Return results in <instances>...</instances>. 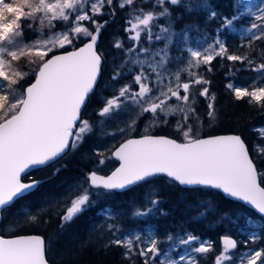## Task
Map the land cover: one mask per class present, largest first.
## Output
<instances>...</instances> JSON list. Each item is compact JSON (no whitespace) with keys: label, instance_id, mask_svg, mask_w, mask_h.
I'll use <instances>...</instances> for the list:
<instances>
[{"label":"snow or ice","instance_id":"snow-or-ice-1","mask_svg":"<svg viewBox=\"0 0 264 264\" xmlns=\"http://www.w3.org/2000/svg\"><path fill=\"white\" fill-rule=\"evenodd\" d=\"M181 0H0V223L3 213L35 192L44 180L32 178V172L48 166L79 148L85 135L93 129L84 116L88 102L103 76L107 60L98 40L108 19L117 8L128 9L123 28L124 39L117 38L113 47L123 53L122 63L110 74L106 87L112 94L105 98L96 115L116 120L122 114L129 119L111 135L119 134L122 142L113 145L109 155L97 151L96 168L68 192L70 198L60 215L63 228L96 201L92 196L126 192L163 177L170 185L218 190L264 215V144L253 143L251 149L241 134L202 137L198 127L199 98L206 104L207 122L216 119L217 96L210 90L211 81L199 69L213 70L218 58L231 62L224 87L236 102L264 111V53L260 62L250 54L229 50L220 33L235 30L238 20L247 14L248 26L240 36V47L264 41V0L231 17H220V27L211 40L205 35L196 46L181 49L186 57V78L180 72L174 78L168 45L173 43V27H157L158 18L170 17L171 9ZM202 7H210L204 0ZM106 10V11H105ZM189 12L192 8L187 9ZM211 11L206 22L217 17ZM36 36L26 40V33ZM142 34L146 37L142 43ZM187 44L188 34L183 37ZM124 40L130 43L126 46ZM247 40V43H245ZM166 41L153 49L154 43ZM145 44L148 46L146 47ZM242 66L236 67V64ZM241 70L256 74L249 83L238 84L235 74ZM174 119V122H173ZM147 121L144 134L133 137L138 123ZM150 127H171L176 138L152 135ZM264 139V129H253ZM127 137V138H125ZM115 159L118 166L101 174L106 162ZM53 171V175L60 172ZM75 193V194H73ZM159 200L136 208L135 218L155 215ZM214 211V209H212ZM160 215H165L159 209ZM205 216V212L199 214ZM37 215L28 219L37 221ZM221 221L235 223L237 218L221 214ZM113 236L119 231L108 224ZM253 244L261 237L250 233ZM136 242V243H134ZM160 243L169 246L161 249ZM230 234L220 237V247L184 231L166 234L136 232L112 239L121 246L128 264H200V259L215 252L212 264H264V246L248 248ZM245 251H237L241 248ZM180 247L183 253L173 258ZM46 242L40 236H0V264H49ZM163 253V254H162Z\"/></svg>","mask_w":264,"mask_h":264},{"label":"trees","instance_id":"trees-1","mask_svg":"<svg viewBox=\"0 0 264 264\" xmlns=\"http://www.w3.org/2000/svg\"><path fill=\"white\" fill-rule=\"evenodd\" d=\"M203 3L204 0H181L179 6L171 9L170 17L158 18L157 27L153 29L154 32L158 27L166 26L169 21L173 27V43L168 45L170 56L180 52L179 38L185 32L192 39L203 38L205 35L212 39L215 30L220 27V17H231L234 12L238 11L237 0H207L210 7H202ZM189 7L192 8L191 12L187 10ZM213 10L217 12V17L206 22L208 14ZM127 11L128 9L121 11L117 8L116 16L112 21H110L112 17L108 15L97 17L98 19H108L109 23L102 30L98 43L100 50L107 56L103 76L95 89V95L92 96L84 110V116L89 119L93 130L85 135L83 143L77 150L69 152L47 167L32 172V178L45 182L35 192L17 201L15 205L3 213L0 235L4 237L33 234L42 236L46 242L48 249L46 258L50 264H128L122 255L126 249L113 244L106 245L99 238V234L91 233L93 221L105 228V221L98 213L103 208H110L115 214L114 222L119 223L122 230H143L150 225L161 238H164L168 233L176 235L188 231L201 239L214 242V249L216 250L220 247V237L225 234H230L242 242L248 240V248L264 246V217L257 215L244 205L226 198L216 190L170 185L165 182L163 177L153 182L141 184L130 191L94 197L96 203L63 228L60 223L61 214L57 213L48 203L46 204V200L54 196L62 197L66 188H69L73 183H80L84 174L96 167L97 156L93 150L104 152L108 146L105 143L118 145L122 142L119 134L111 135L110 133L114 132L117 127H124L127 120L110 121V119L99 117L96 112L102 107L105 98L112 94L111 88L106 87V85L109 84L112 71L122 63L123 53L115 49L113 43L117 38L124 39L123 28L126 26ZM249 19L250 17L245 14L236 22L235 29L248 26ZM220 35L227 40L230 51H234L236 54L253 55L257 62H260L262 53H264V41H254L251 46L241 48L239 39L241 35L236 30L233 31L229 28ZM25 38L26 40H34L36 36L28 32ZM145 39L146 37L143 36L142 43ZM124 43L126 46H130L127 40H124ZM165 43L166 41H161L154 43L151 47L156 49ZM145 46L148 45L145 44ZM230 66L231 62L222 61L218 58L213 62L211 72L205 71L203 65L199 69L211 81L210 90L217 96V116L215 120L210 123L207 122L206 104L203 98H199V115L206 122L198 127V134L202 137L241 134L251 149L253 143L264 144V139L259 138L260 134L253 131V129H264V111L244 102L234 101L224 87L229 82L226 74ZM236 67L242 69L238 63ZM252 74L250 71L241 70L235 74V82L246 84ZM186 76L183 75L184 78ZM146 123L147 121H141L137 125L136 131L131 135L138 137L144 134L142 130ZM149 133L176 138L174 129L171 127H150ZM109 152L110 149L108 148L106 154L109 155ZM107 164L103 167L104 173L110 172L117 166L114 159L108 160ZM56 168L61 170L53 175L52 173ZM150 196H155L159 200L156 214L147 218L133 217L132 211L135 208H142L145 204V198ZM159 209H162L166 214L160 215ZM26 212L37 215V221L31 222L29 217L21 220L20 217L23 218ZM201 212H205V216L201 217L199 215ZM225 213L237 218L236 222L221 221V214ZM16 216L17 218H15ZM12 222L13 224L10 225H14V230L7 234L4 227ZM252 232L261 237L259 244H253L249 239ZM243 249L242 244L239 250ZM215 254V252L206 254L207 264H212V258ZM135 259L137 264H140L139 258L136 257ZM200 264H204V256L200 259Z\"/></svg>","mask_w":264,"mask_h":264},{"label":"rangeland","instance_id":"rangeland-1","mask_svg":"<svg viewBox=\"0 0 264 264\" xmlns=\"http://www.w3.org/2000/svg\"><path fill=\"white\" fill-rule=\"evenodd\" d=\"M238 1V3H237V7H238V11L237 12H239V11H244V6L245 5H251V6H253V10H255V6H258L259 4H261V2H262V0H237ZM247 27V26H246ZM246 27H243V28H241V29H235L240 35L243 33V31H244V29L246 28ZM143 34H142V38H143ZM183 37H184V35L181 37V38H179V45H178V47H180L181 49H185L186 50V48L188 47V46H196V44H197V42L201 39V38H197V39H192V38H190V36L188 35V40H187V44H185V41H184V39H183ZM204 38V37H203ZM36 39V38H35ZM207 39H209V40H211L210 38H207ZM130 44V43H129ZM179 53V52H178ZM178 53H176V54H174L173 56H170L171 58H172V60H173V63L169 66V68H170V72L172 73V76H173V78H174V75H175V73L176 72H180V74H181V77H182V79H184V77H183V75H187V72H186V64L184 63V61H185V59H186V57L185 56H183V55H178ZM256 74H252L249 78H248V80H247V83H249L250 81H251V79L255 76ZM246 83V84H247ZM111 96V95H110ZM130 115H131V113H129L128 115H124V114H122L118 119H116V120H114V122H116V121H118V122H121V121H125V120H128L129 119V117H130ZM110 121H111V119H110ZM111 124H113L112 122H110ZM138 125H139V123H138ZM140 126H141V124H140ZM144 128V127H143ZM144 131V129L142 130V132ZM88 134V133H87ZM106 145H108L107 147H106V149H105V151L104 152H102V153H104L105 155H107L106 153H108V148L111 150L112 149V147H113V143H105ZM105 145V146H106ZM93 152L94 153H96V150H93ZM110 153V152H109ZM97 159H98V157H97ZM97 159H96V163H97ZM108 162V161H107ZM107 162H106V164L105 165H108L107 164ZM97 164H95V166H96ZM96 168V167H95ZM94 168V169H95ZM77 185V183H73V184H71L70 186H69V188H66V192H65V194L64 193H62V197L61 196H57V197H52L51 199H48V200H46V204L48 203V205L50 206V207H53V209L57 212V213H60V214H62L63 213V210H64V208H65V206L68 204V202H69V199L70 198H68L67 197V194H68V192L69 191H71L72 189H74L75 188V186ZM73 194H75V193H73ZM97 198V196H92V200H94L93 198ZM152 198H156V199H158L157 197H155V196H150V197H148V198H145V204L143 205V207L144 206H146V205H148V204H150V201H151V199ZM142 207V208H143ZM134 210H136V208L134 209ZM133 210V211H134ZM132 211V212H133ZM98 215H100V216H102V218H103V220L105 221V223L107 224L106 226H105V228L103 227V225L102 226H100V225H97L96 224V222H92L91 223V233H95L96 235L97 234H99V238L103 241V242H105L106 243V245H108V244H110L109 242L112 240V239H117V238H122L124 235H132V234H134V233H136V232H141V233H147L148 231H153V232H155L154 231V228L152 227V226H150V225H148V226H146V228L145 229H141V230H139V229H131V230H122V228H121V225L119 224V223H115L114 222V218H115V214L113 213V211H111L109 208H103V209H101L100 210V212L98 213ZM19 216H21V215H19ZM30 216H32V214H31V212H26V214H25V216H23V218H21L20 217V219L21 220H23L25 217H30ZM15 218H17V216L15 217ZM14 218V219H15ZM16 220V219H15ZM15 222V221H14ZM10 224H13V222L12 223H9V224H7V225H5V232L7 233V234H10V233H12V231L14 230L13 228H14V225H10ZM108 224H113L114 226H116V228H118L119 229V231L117 232V235L116 236H113V234H112V232H109L108 231V228H107V226H108ZM98 228V229H97ZM106 232H108V233H106ZM182 234V233H181ZM108 237V238H107ZM107 239V241H105ZM109 239V240H108ZM202 240H208V239H202ZM134 243H136V242H134ZM160 247H161V249L163 250V249H166L169 245L168 244H166V243H160V245H159ZM246 249H243V250H241V251H245ZM183 253V249L182 248H180V247H178L177 249H176V251L173 253V258H178V256L180 255V254H182ZM163 254V253H162ZM206 254L204 255V264H207L206 263ZM158 260H159V258H157V264H158Z\"/></svg>","mask_w":264,"mask_h":264},{"label":"water","instance_id":"water-1","mask_svg":"<svg viewBox=\"0 0 264 264\" xmlns=\"http://www.w3.org/2000/svg\"><path fill=\"white\" fill-rule=\"evenodd\" d=\"M114 2H115V0H114ZM116 16V15H115ZM114 18H111L110 19V21H112ZM98 43H99V40H98ZM225 135H231V134H220V135H212V136H225ZM164 136V135H163ZM208 137V136H207ZM118 146V145H117ZM59 160V159H58ZM115 160V159H114ZM116 161V160H115ZM117 162V161H116ZM53 164V163H52ZM51 165V164H50ZM49 166V165H48ZM117 166H118V162H117ZM44 167H47V166H42L41 168H44ZM40 168V169H41ZM181 187H184V186H181ZM184 188H188V187H184ZM216 191H218V190H216ZM219 192V191H218ZM221 193V192H220ZM222 194V193H221ZM223 195V194H222ZM224 196V195H223ZM227 198V197H226ZM229 199V198H228ZM230 200H232V201H235L234 199H230ZM235 202H237V201H235ZM238 203H240V204H242V205H244L243 203H241V202H238ZM245 207H247L248 209H250L251 211H253V212H255L257 215H259V216H261V217H264V215H261V214H259L258 212H256L255 210H253L252 208H250V207H248V206H246V205H244ZM1 224V223H0ZM1 236V235H0ZM20 236H40V235H20ZM4 237V236H3ZM16 237V236H15ZM41 237V236H40ZM4 238H14V237H4ZM42 238V237H41ZM50 264V263H49Z\"/></svg>","mask_w":264,"mask_h":264},{"label":"bare ground","instance_id":"bare-ground-1","mask_svg":"<svg viewBox=\"0 0 264 264\" xmlns=\"http://www.w3.org/2000/svg\"><path fill=\"white\" fill-rule=\"evenodd\" d=\"M133 203V202H132ZM139 203V202H138ZM110 209V208H109ZM111 210V209H110ZM111 211H113V210H111ZM97 225H99V223H96ZM104 224H105V226L107 225L105 222H104ZM100 226H101V224H100ZM98 229V228H97ZM35 235V234H34ZM42 237V236H41ZM43 238V237H42ZM109 240V239H108ZM105 241H107V239L105 240ZM110 243V242H109ZM109 245V244H108Z\"/></svg>","mask_w":264,"mask_h":264},{"label":"flooded vegetation","instance_id":"flooded-vegetation-1","mask_svg":"<svg viewBox=\"0 0 264 264\" xmlns=\"http://www.w3.org/2000/svg\"><path fill=\"white\" fill-rule=\"evenodd\" d=\"M108 173H109V172H108ZM108 173H104V172H103V169H102V172H101V174H108Z\"/></svg>","mask_w":264,"mask_h":264}]
</instances>
